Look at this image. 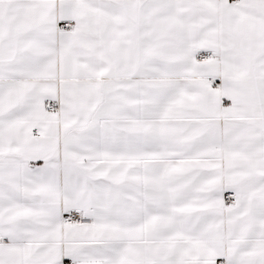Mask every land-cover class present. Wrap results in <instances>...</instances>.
<instances>
[{
	"label": "snow or ice",
	"instance_id": "6c2138e0",
	"mask_svg": "<svg viewBox=\"0 0 264 264\" xmlns=\"http://www.w3.org/2000/svg\"><path fill=\"white\" fill-rule=\"evenodd\" d=\"M0 264H264V0H0Z\"/></svg>",
	"mask_w": 264,
	"mask_h": 264
}]
</instances>
